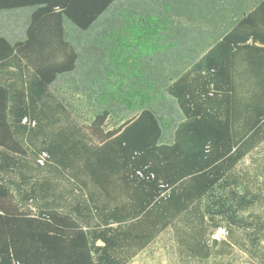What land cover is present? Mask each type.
I'll return each instance as SVG.
<instances>
[{"label":"trees","instance_id":"16d2710c","mask_svg":"<svg viewBox=\"0 0 264 264\" xmlns=\"http://www.w3.org/2000/svg\"><path fill=\"white\" fill-rule=\"evenodd\" d=\"M165 237L264 264V0H0V264Z\"/></svg>","mask_w":264,"mask_h":264},{"label":"rangeland","instance_id":"374dc122","mask_svg":"<svg viewBox=\"0 0 264 264\" xmlns=\"http://www.w3.org/2000/svg\"><path fill=\"white\" fill-rule=\"evenodd\" d=\"M222 235V232H218L217 236ZM167 237L157 241L150 248L141 252L137 257H135L129 264H173L174 256L173 254H168L166 244L164 241Z\"/></svg>","mask_w":264,"mask_h":264}]
</instances>
